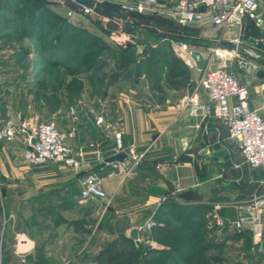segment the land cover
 I'll return each instance as SVG.
<instances>
[{
  "label": "crops",
  "instance_id": "crops-1",
  "mask_svg": "<svg viewBox=\"0 0 264 264\" xmlns=\"http://www.w3.org/2000/svg\"><path fill=\"white\" fill-rule=\"evenodd\" d=\"M107 1L120 8L122 3L138 0ZM258 1V11L264 16V0ZM57 2L53 0L50 8L67 14V7ZM144 12L154 18L170 16L163 4L149 6ZM104 14L96 11L87 17L97 20L91 22L93 31L112 46L131 45L135 61L142 62L143 69L139 72L134 63L130 68L115 66L109 58L114 67L104 70L105 82L93 83L83 91L94 97H83L54 112L58 127L68 135L67 142L85 151L80 168L59 162L31 164L24 157V137L0 141V264L4 253L11 255L6 264H63L60 260L67 248L72 249L82 238H87L83 254L88 258L78 264H96L94 259L105 243L123 237L139 244L135 249L144 255L141 264L146 260L155 264L166 248L152 239L147 222L154 219L161 202L170 197L182 204L199 202L209 207V227L216 239L226 242L224 256L228 260L223 264H264V229L257 234L250 221L237 225L244 215L258 214L264 219V170L245 162L237 139L230 136L223 120L214 115L206 117L202 108L193 115L191 103L182 102L184 96L190 95L206 103L205 88L200 83L192 88L191 82H198L205 67L214 66L215 50L224 53L223 57L216 55L220 65L224 59L233 61L232 51L236 48L246 59L238 61L247 73L239 67L234 71L249 86L250 106L264 117V75L258 73L264 70V27L248 14L233 24L192 23L204 28L202 33L211 41L202 40L197 45L173 40L171 49L180 60L171 58L173 64L167 67L166 74L154 81L146 73L147 60L152 48L167 43L143 30V25H151L154 18L142 20L124 14L120 15L122 20L110 18L103 25L98 17L108 20ZM237 36L239 42L234 39ZM193 50L205 52L203 68L188 53ZM181 67L185 74L176 75ZM91 109L104 113L121 131L126 149L144 154L141 163L132 167L128 156L122 162L106 161L120 151L114 138L95 125ZM84 174H94L99 179L107 200L81 201L79 179ZM23 207L25 232L10 234L3 242V211L16 218ZM82 213L95 221L84 224ZM67 221L77 225L74 228L71 224L69 233ZM134 227L139 229L137 239L130 236ZM129 249L121 247L118 252L123 254Z\"/></svg>",
  "mask_w": 264,
  "mask_h": 264
},
{
  "label": "trees",
  "instance_id": "trees-1",
  "mask_svg": "<svg viewBox=\"0 0 264 264\" xmlns=\"http://www.w3.org/2000/svg\"><path fill=\"white\" fill-rule=\"evenodd\" d=\"M9 1L8 8L12 9L17 16V21H14L13 25L18 26V29L1 33L0 40L7 44V47L14 49L18 62L22 63L30 55L31 48L24 45L16 46L10 42L21 41L35 29L38 31L40 28L53 27L57 30L58 40L54 44L56 47L54 49L58 51L59 60L63 61L65 66L90 60L88 75L93 79L94 84L98 82L101 85L105 82L104 70L110 64L109 58L114 60L115 66L130 68V65L134 63L138 71L143 69L144 64L135 61V51L131 45L115 47L101 35L79 29L76 23L68 21L48 6L52 0H13L14 4L12 0ZM68 1L74 4L72 0ZM99 5L109 8L108 10L98 8L102 13L124 15L118 6L107 0ZM130 13L142 20L154 18L147 12L131 11ZM9 19L5 17L2 20L7 24L11 22ZM170 20L174 18L170 17ZM171 58L180 60L173 49L167 48L166 44L152 48L146 63L147 75L154 81L160 80L166 74L167 67L173 64V61H170ZM181 68L175 72L176 75L185 74L184 68ZM85 86V84L79 86L71 83L61 91L44 92L41 101L49 112L54 113L62 106L75 103L81 97ZM208 211L209 207L204 203L182 204L174 197L161 202L154 217L156 223L150 229L152 239L166 249L161 254L160 261L157 260L155 264H223L227 262L228 259L224 256L226 242L216 239L212 228L209 227ZM99 227L100 224L94 228L95 232ZM138 246L137 242L127 237L108 241L94 260L96 264H141V257L144 255L140 250L135 249ZM121 247L130 249L122 254L118 252ZM10 258L11 256L4 254L2 264L8 263ZM148 262L150 261L146 260L145 264Z\"/></svg>",
  "mask_w": 264,
  "mask_h": 264
},
{
  "label": "built area",
  "instance_id": "built-area-1",
  "mask_svg": "<svg viewBox=\"0 0 264 264\" xmlns=\"http://www.w3.org/2000/svg\"><path fill=\"white\" fill-rule=\"evenodd\" d=\"M60 1L67 7V13L71 16L99 11L96 6L78 0H72L73 5L68 0ZM93 1L98 5L104 0ZM159 4H163L164 10L183 24L196 22H211L215 25L233 24L240 22L243 16L248 14L257 24L264 27V16L258 11V0H138L135 3H122L121 10L124 14L130 15L131 11L144 12L147 7ZM234 39L236 42L240 41L239 36ZM188 53L192 56L190 51ZM215 53L217 56H224L219 50H215ZM232 54L240 58V63L246 62L238 49L235 48ZM229 62L230 60L224 59L220 65L205 68L200 84L207 93L206 103L201 104L194 99L195 96L190 95L184 96L182 102L191 103L190 113L193 115L198 114V109L202 108L206 117L214 115L223 120L229 128L230 136L237 139L245 162L264 170V117L250 106L249 86L239 80L235 71L229 67ZM91 112L94 114L95 125L107 136L114 138L118 151L127 153L132 167L141 163L144 154L126 149L121 131L107 120L105 114L94 109H91ZM20 130L24 133L26 145L24 157L29 163L39 165L59 162L75 169L81 167L85 151L71 146L67 142V133L54 121L41 122L35 128L23 126ZM18 137L19 130L13 121H0V141L12 142ZM114 165L117 166V163ZM79 181L82 202L108 199L106 191L94 174H84ZM247 221L253 223L255 233H262L264 219L260 215H244L237 225L241 226ZM155 223L154 219H150L147 226L151 227Z\"/></svg>",
  "mask_w": 264,
  "mask_h": 264
},
{
  "label": "rangeland",
  "instance_id": "rangeland-1",
  "mask_svg": "<svg viewBox=\"0 0 264 264\" xmlns=\"http://www.w3.org/2000/svg\"><path fill=\"white\" fill-rule=\"evenodd\" d=\"M9 2V0H0V34L18 29V26L16 27L13 25V22L17 21V16L12 9L8 8L7 4ZM57 3L64 5L60 0H58ZM12 4H14L13 0ZM48 4V6H51L52 2ZM121 8L122 7H120L119 10H121ZM84 15L76 14L73 17L67 13L62 16L68 21L74 24L76 23L77 26H79V29L95 33L93 31L94 25L92 23L94 21H96L94 23H97V20L94 18H91V20L87 19L91 14ZM104 15L108 17V20L104 16L98 17V20L102 21L101 23L103 25L106 24L105 21L111 20L110 18L114 20H122L120 15L108 13H105ZM5 17L10 18L9 20L11 22L6 24L5 21L2 20ZM170 17L165 15L160 17L157 16L151 20V22L149 21L151 25H143V30L152 35L153 38L155 37V40L157 41L164 39V42H167L166 46L169 49L172 48L170 43L173 40L178 43L193 41L199 45V42H202V40L212 39L208 37L207 34L202 33L205 29L203 28L202 30V27L199 25L192 23L183 24L175 19L170 20ZM16 25L18 24L16 23ZM99 32L103 33V31L100 30ZM57 40L56 28L45 27L43 29H38V31L36 29L33 30V32L31 31L30 35L23 37L21 41L15 40L10 42L16 46L24 45L31 48L30 55L22 63L17 61L14 49L7 47V44L0 40V121H13L19 130L20 138L24 137V133H21L20 130L23 126L35 128L39 123L48 121H54L58 126L57 118L54 113L49 112L47 107L41 101L44 92L51 90L61 91L65 86L71 83H75L79 86L82 84L89 86L93 83V79L88 75L90 74L88 68L91 65V61L88 60L65 66L64 62L59 60L60 57H58L57 49H54V44ZM230 48L231 50L233 49L232 46H230ZM238 58V56H233V61L229 62V67L232 70H235V67H239V69H242L244 70L243 72L247 73L243 67L239 66ZM109 62L110 64H108V68L112 69L114 65L111 60ZM217 63H219V59L214 55L212 65L216 66ZM222 63L223 61L221 60L220 64ZM203 70L205 71V69ZM201 77L202 76L199 77L198 82H191L192 88L200 83ZM90 96L94 97V95H87V93L82 92L81 97L76 102L80 99V101H82L83 97L88 98ZM68 125L71 127L73 124L69 123ZM71 129H73V127ZM23 210L24 211H19V214L16 217L17 219L11 217L8 211H3L2 225L5 227L1 233L3 234V242L6 236L10 234H15V232H25L24 222L26 221V213L24 207ZM69 212L72 213V210ZM82 221L84 224H90L95 220L91 216L82 213ZM71 224L72 221L70 223L67 221V233L70 232L69 227ZM76 226L77 225H74V228ZM86 239L87 238L78 239L75 243V247H72L70 250L67 248L64 258L60 260V263L78 264L80 261L84 262L85 258H88L83 254L84 244L87 241Z\"/></svg>",
  "mask_w": 264,
  "mask_h": 264
},
{
  "label": "water",
  "instance_id": "water-1",
  "mask_svg": "<svg viewBox=\"0 0 264 264\" xmlns=\"http://www.w3.org/2000/svg\"><path fill=\"white\" fill-rule=\"evenodd\" d=\"M80 2H83V3H86L88 5H91V6H96L97 9L100 8V9H106L108 10L109 8L107 7H104L102 5H96L95 2L93 0H78ZM123 17H127V16H123ZM193 58L195 59L197 65L199 68H203L204 65H205V52L201 51V50H193L191 52ZM259 75L262 76L264 75V70L263 69H260L258 71ZM127 157V153L125 151H120V152H117L115 155H112V156H109L106 158V161L107 162H116V161H124L125 158ZM138 232H139V229L137 227H134L131 229V232H130V236L134 239H137L138 237Z\"/></svg>",
  "mask_w": 264,
  "mask_h": 264
}]
</instances>
